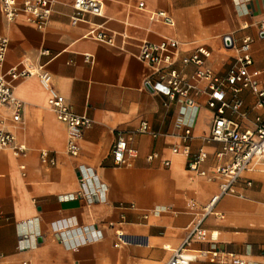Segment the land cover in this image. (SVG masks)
I'll use <instances>...</instances> for the list:
<instances>
[{
  "label": "crops",
  "instance_id": "obj_1",
  "mask_svg": "<svg viewBox=\"0 0 264 264\" xmlns=\"http://www.w3.org/2000/svg\"><path fill=\"white\" fill-rule=\"evenodd\" d=\"M74 2L54 0L51 17L40 29L24 14L9 21L0 1V37L9 39L5 67L23 58L47 62L51 86L75 112L92 120L83 131L79 153L71 155L67 125L49 105L50 89L37 75L14 85L23 102L21 121L14 123L10 108L0 105V126L16 136L15 144L26 145L19 154L12 146L0 147V264H167L220 190V179L209 178L220 162L222 145L206 140L214 115L207 105V83L196 78L198 66L182 58L205 46L211 54L204 66L224 75L249 37V73L257 87H264V0H104V16L87 14L77 24L71 21ZM158 11L169 14L174 24ZM96 24L114 36V45L86 36ZM226 35L233 39L231 46H226ZM167 38L179 44L176 68L201 89L191 93L193 106L181 97L170 101L145 84L158 67L139 57L140 46L144 40L160 43ZM45 49L50 54L41 56ZM224 97L230 100L232 93ZM239 97L241 111L229 108L226 115L243 129H255L264 105L251 87ZM175 108L180 109L178 117ZM143 122L148 123L144 133L139 131ZM179 123L182 128L191 125L193 138L184 141L176 133ZM119 133L137 156L116 164L112 146ZM199 148L205 152L200 166L205 175L188 165ZM42 151L56 163L44 162ZM81 164L96 170L105 199L82 193ZM214 210L202 225L217 230L218 238L193 239L187 250L197 258L191 264H264L263 158L252 163L235 193L222 196ZM63 218L76 219L85 229V243L73 245L70 233L61 236L53 230V222ZM28 227L38 242L21 249L19 232Z\"/></svg>",
  "mask_w": 264,
  "mask_h": 264
},
{
  "label": "built area",
  "instance_id": "obj_2",
  "mask_svg": "<svg viewBox=\"0 0 264 264\" xmlns=\"http://www.w3.org/2000/svg\"><path fill=\"white\" fill-rule=\"evenodd\" d=\"M3 12L9 21H14L21 14L25 19L38 28L43 29L47 25L52 11L54 0H0ZM104 0H75L74 12L71 16L73 24L86 20V15L104 16ZM144 2H140V7ZM167 23L174 24V19L165 11H158ZM261 33L264 35V20L260 23ZM87 37L114 45V36L110 34L103 24H96L87 34ZM230 35H226L225 38ZM231 37V36H230ZM226 43V39H225ZM231 43L233 39L231 37ZM231 44V45H232ZM178 41L174 38H167L160 43H153L144 40L140 46L139 57L158 67V70L146 79V86L152 90L168 97L170 101L181 97L185 100L186 105L195 104L192 98V92H199L201 89L189 78L176 68L174 55L177 51ZM226 46H228L226 44ZM9 49V39L5 36L0 37V105L8 106L11 110V119L14 123L21 121V111L23 102L15 95L14 85L17 81L27 78L28 76L37 75L41 82L50 89L51 95L49 105L56 111L58 118L65 122L68 129L67 149L71 155H77L80 149V140L84 129L92 124L91 118L86 114L75 112L66 98L51 86L52 75L47 67V62H33L30 58H23L19 63L10 67H5L7 52ZM251 40L245 38L238 48L239 54L233 64L224 75L215 73L214 70L205 67V59L211 54L205 46L198 47L192 54L182 58L183 63H194L198 66L195 76L198 80H204L207 83L206 92L208 93L207 105L214 110L210 135L206 137L207 141L221 143L222 147L217 152V158L220 162L216 165L214 173L210 175L211 180L220 179L219 193L213 195L209 202L204 206V212L196 222L192 224L185 242L179 248L174 250L172 257L167 264H191L197 255L188 251L187 246L193 239L199 240H217L218 231L203 227L204 218L212 213L219 199L226 195L235 193L236 183L242 178L243 174L252 167L256 159H264V117L256 118L255 129H243L241 125L226 115V110L231 109L239 113L243 101L239 97L241 91L245 88H253L259 98L261 105H264V87H257V84L250 76L249 66L253 63L251 54ZM49 50L45 49L40 55H49ZM88 61H93L90 54L86 55ZM156 75V77H154ZM230 91L232 98L226 100L224 93ZM173 114L177 117L180 115V109L175 108ZM176 133L184 141L192 137L191 125H185L182 128L181 123L176 125ZM139 131L144 133L148 131V123L143 122ZM154 136L158 134L153 132ZM16 136L0 126V147L5 148L12 146L15 154L26 151V145L15 144ZM174 152L178 148L173 149ZM112 155L116 164L125 162L128 156L135 157L137 152L128 145L126 135L119 133L116 141L112 146ZM152 158L150 154L148 158ZM41 158L44 162L55 164L56 159L49 156L47 151L41 152ZM205 159L203 148H199L193 154L188 165L190 169L196 170L201 175L206 171L200 168ZM169 160L165 162L169 166ZM79 183L82 193L90 199L94 194H99L103 199L106 198L105 189L101 179L93 167L81 164L78 166ZM251 184V181H247ZM53 230L61 236L68 232L72 235L73 245L85 243V229L78 224L76 219L63 218L53 222ZM19 246L21 249L32 248L37 245V236L29 235V227L19 232ZM119 241L122 235H118ZM244 262L241 261V264ZM26 264V263H25Z\"/></svg>",
  "mask_w": 264,
  "mask_h": 264
},
{
  "label": "water",
  "instance_id": "obj_3",
  "mask_svg": "<svg viewBox=\"0 0 264 264\" xmlns=\"http://www.w3.org/2000/svg\"><path fill=\"white\" fill-rule=\"evenodd\" d=\"M226 44L228 45V46H231V37L230 36H227L226 38ZM94 197V200L96 199V195H94L93 196ZM39 241H40V239H39Z\"/></svg>",
  "mask_w": 264,
  "mask_h": 264
}]
</instances>
